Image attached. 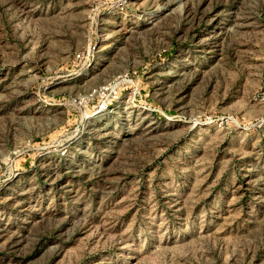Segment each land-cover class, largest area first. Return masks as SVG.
<instances>
[{"label":"rangeland","instance_id":"rangeland-1","mask_svg":"<svg viewBox=\"0 0 264 264\" xmlns=\"http://www.w3.org/2000/svg\"><path fill=\"white\" fill-rule=\"evenodd\" d=\"M0 264H264V0H0Z\"/></svg>","mask_w":264,"mask_h":264},{"label":"built area","instance_id":"built-area-1","mask_svg":"<svg viewBox=\"0 0 264 264\" xmlns=\"http://www.w3.org/2000/svg\"><path fill=\"white\" fill-rule=\"evenodd\" d=\"M77 58H82V53H78Z\"/></svg>","mask_w":264,"mask_h":264}]
</instances>
